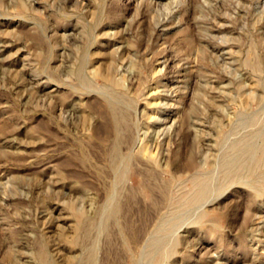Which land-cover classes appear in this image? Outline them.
Wrapping results in <instances>:
<instances>
[{"label":"rangeland","instance_id":"obj_1","mask_svg":"<svg viewBox=\"0 0 264 264\" xmlns=\"http://www.w3.org/2000/svg\"><path fill=\"white\" fill-rule=\"evenodd\" d=\"M263 113L264 0H0V264H264Z\"/></svg>","mask_w":264,"mask_h":264},{"label":"bare ground","instance_id":"obj_2","mask_svg":"<svg viewBox=\"0 0 264 264\" xmlns=\"http://www.w3.org/2000/svg\"><path fill=\"white\" fill-rule=\"evenodd\" d=\"M222 59V58H221ZM179 77H182V76H179ZM176 80V79H175ZM247 86V85H246ZM245 87V86H244ZM212 88H214V87H212ZM251 88V87H250ZM157 90V89H156ZM159 90V89H158ZM170 90V89H169ZM233 90V89H232ZM155 91V90H154ZM174 92L176 93L177 92V94H174V96L175 95H179L180 93H182V88H179V87H177V88H175L174 89ZM231 92V91H230ZM249 92V91H248ZM248 92H247V94H248ZM151 93V92H150ZM236 94V93H235ZM248 96V95H247ZM216 103V102H215ZM158 104V103H157ZM215 105H213V107H214ZM226 110V109H225ZM227 113V112H226ZM227 114H229V113H227ZM264 114V113H263ZM192 117V116H191ZM141 129V128H140ZM144 129V128H143ZM145 131V130H144ZM140 135H139V133L137 134V139L139 138L140 139V143H141V147H140V150H142L143 152V154H147L146 153V151L148 150V148H147V146L145 145V141L143 140V138H141V137H139ZM138 141V140H137ZM154 141V140H153ZM149 142V141H148ZM121 143V141L120 140H117L115 143H114V145H115V147H117V146H119V144ZM137 144V143H136ZM143 144V145H142ZM155 144V143H154ZM140 145V144H139ZM148 146H149V144H148ZM150 147V146H149ZM137 148V147H136ZM155 149V148H154ZM152 153V152H151ZM156 153V152H155ZM205 153V152H204ZM112 163L114 162L113 160H114V158L112 157ZM190 161H191V159H190ZM114 164V163H113ZM121 165V164H120ZM112 166V165H111ZM118 167V166H117ZM125 168H127V167H125ZM125 173V172H124ZM144 178H145V175H144V177H143V181H140V185L142 186V189H143V191L145 192V194L148 196V195H150V190H151V185L149 184V183H147L146 181H144ZM146 180V179H145ZM148 180V179H147ZM150 181V180H149ZM156 186H157V184H155ZM258 220V219H257ZM259 220H261V218H259ZM259 222V221H258ZM257 225V224H256Z\"/></svg>","mask_w":264,"mask_h":264}]
</instances>
